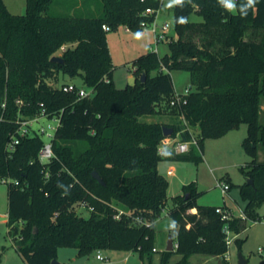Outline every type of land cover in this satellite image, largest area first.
Wrapping results in <instances>:
<instances>
[{
    "label": "trees",
    "instance_id": "trees-1",
    "mask_svg": "<svg viewBox=\"0 0 264 264\" xmlns=\"http://www.w3.org/2000/svg\"><path fill=\"white\" fill-rule=\"evenodd\" d=\"M54 1L27 0L26 12L15 14L0 0V182L9 185L7 223L9 233L19 235L21 257L27 264H55L62 246L82 256L111 248L137 251L154 264L153 222L166 206L170 185L159 162L198 164L206 139L245 123L243 147L251 161L243 172L254 184L239 185L247 218L229 221L241 247L240 233L250 220L262 217L259 207L264 205V160H259L260 145L264 151V0H236L235 12L222 0L175 3L177 37L168 41L169 53L160 58L151 51L135 59L137 82L124 88L113 81L115 65L104 26L142 30L156 19L146 9L162 10L163 1L102 0L103 9L92 16L51 14ZM64 45V62L52 61ZM173 69L191 74V92L182 107L170 104L176 92ZM62 74L82 77L92 89L89 95L64 91ZM164 102L173 109L167 112L170 121L142 118L164 114ZM43 108L49 118H60L55 157L47 163L39 160L44 140L38 133L8 150L18 118L33 117ZM164 126L174 128L172 136L196 138L197 144L181 154L160 152ZM197 186L189 183L185 194L174 196L169 216L176 224L171 232L177 247L164 250L160 264H170L177 254L180 259L172 264H190L195 254L225 256L228 251L219 205L199 204ZM82 202L92 207L87 217L79 213ZM119 208L130 215L117 219Z\"/></svg>",
    "mask_w": 264,
    "mask_h": 264
},
{
    "label": "rangeland",
    "instance_id": "rangeland-1",
    "mask_svg": "<svg viewBox=\"0 0 264 264\" xmlns=\"http://www.w3.org/2000/svg\"><path fill=\"white\" fill-rule=\"evenodd\" d=\"M164 6L157 15L156 23L158 32L165 23H169L167 28V37L159 42L156 48L155 36L152 26L142 30L127 33L124 25L108 31V42L114 70L112 77L118 88H124L127 85H134L137 82L135 74L134 60L142 54L151 51H157L161 57L169 53L168 41L177 37V31L174 22V0H163ZM10 12L15 14L25 13L27 10V0H4ZM227 7L231 12L236 11L234 0H227ZM102 8V0H55L50 7L49 12L57 15H98ZM195 20L201 19L198 15H193ZM162 34V33H161ZM62 55L61 51L56 53ZM157 71H152L155 74ZM176 92L183 93L185 89L191 87V74L185 69H173L170 71ZM62 81H72L79 86H84L82 77H69L61 75ZM20 105L22 100H18ZM173 109L167 107L164 102L162 111L164 114L142 117L148 121H168L167 112ZM21 117V116H20ZM22 117H26L23 115ZM171 120V119H170ZM169 120V121H170ZM50 125H57V121L43 117L39 122L34 123V127H41L52 131ZM248 135V125L242 124L236 129L230 130L227 134L220 137H210L204 144L203 159L198 164L193 160H161L158 164L159 170L169 181L168 199L165 208L154 223V246L157 250L154 254V264H160V257L165 250L168 238L172 230L173 219L169 216V210L174 206V196L185 194V186L196 182L197 202L203 205H222L228 203L234 212L239 215L245 208L246 201L240 193L241 184L248 179L243 169L249 168L251 156L245 151L243 141ZM259 152L264 154L262 145ZM218 180L229 183L232 187L230 195L223 196L221 188L218 186ZM204 185L206 189L199 191V186ZM8 189L9 185L0 182V264H27L16 249L17 240L13 233H9L8 226ZM124 209V208H122ZM126 210V209H124ZM260 213H264V205L259 207ZM79 213L83 216L90 215V209L79 207ZM135 218V217H133ZM136 219V218H135ZM249 229L241 235L244 239L241 247L234 242L230 246V260L225 261L223 256H210L205 254H195L191 257L190 264H238L239 253L248 261V264H264V218L259 221L250 220ZM22 223L19 224L21 228ZM247 236V237H246ZM74 247H59L58 261L61 264H148L144 262L137 251L125 249L103 248L99 252L103 260L97 259L98 251L89 255L82 256ZM180 255H174L170 264L178 261Z\"/></svg>",
    "mask_w": 264,
    "mask_h": 264
},
{
    "label": "built area",
    "instance_id": "built-area-1",
    "mask_svg": "<svg viewBox=\"0 0 264 264\" xmlns=\"http://www.w3.org/2000/svg\"><path fill=\"white\" fill-rule=\"evenodd\" d=\"M163 1V0H161ZM236 2V0H234ZM160 12L159 9H155L153 7H148L145 11L146 14H153L156 13V18L158 13ZM152 30L155 34V42H156V48L159 45V42L163 41L167 37V28L169 27V23H165L162 28L161 32H158V25L156 23V19L153 21L152 24ZM144 29L147 28L149 25H143ZM104 29L109 31L110 26L105 25ZM129 29V28H128ZM162 33V34H161ZM66 48V45L62 46L59 51H64ZM62 89L66 92H76L79 97H85L89 95L91 92V88H88L87 86H79L76 83L72 82H67L62 85ZM191 92V87H188L185 89V92L179 93L175 92L174 98L171 100L170 104L171 106L175 107H182L184 104L187 103V95ZM43 106V103L41 104ZM43 117H48V114L45 110V108L42 109V111L38 114H36L33 117H19L17 120L18 127L15 133L11 135V138L8 143V150L12 152L15 150L16 146L19 145L20 141L22 138L32 135L34 133H38L39 135L42 136L44 143L43 146L41 147L39 151V160L43 163L50 162L54 157H55V152H54V147H53V139L55 137L56 130L60 124V118L58 116H54L50 119H54L57 121V125L53 126L50 125V128H52V131L47 130L44 127H41L39 129H36L33 125L36 122H39ZM192 144H197V139L193 138L192 141H182L179 139V137H174V136H165L159 145V151L163 152L164 150L171 149V151L181 154L188 152L190 150V147ZM218 186L221 188L222 193L224 196H226L230 190V185L226 183L225 181L218 180ZM79 207H85L91 209L92 207L87 203V202H82L80 203ZM217 211L222 214V219L225 220V225L223 228V231L226 234V242H227V247L228 251L225 253L224 258L228 261L230 260V246L234 242L235 239H237V235L230 229L229 221L234 218V217H242V218H247V215L243 209L242 213L237 215L231 208H228L225 206H219L217 208ZM130 213L127 210H124L122 208H119L116 213L115 217L117 219L122 218L123 216H129ZM2 214L0 213V217ZM135 220L143 222V218L141 216H135ZM261 218L254 219V221H259ZM97 258L98 259H104L103 256L100 254L98 251L97 253Z\"/></svg>",
    "mask_w": 264,
    "mask_h": 264
},
{
    "label": "water",
    "instance_id": "water-1",
    "mask_svg": "<svg viewBox=\"0 0 264 264\" xmlns=\"http://www.w3.org/2000/svg\"><path fill=\"white\" fill-rule=\"evenodd\" d=\"M226 3H227V0H222V4H223V5H226ZM51 60H52V61H55V60H56V62H61V63H63L65 59H64L61 55H57V54H55V55H53V56L51 57ZM145 80H147V79H146V74L143 73V75L141 76V81L144 82ZM163 131H164V135H165V136H171V135L174 133V128H173V127L164 126V127H163ZM93 176H94L99 182H101L102 184L104 183L103 180H102V178H101V176H100L96 171L93 172ZM246 182L249 183V184H252V185L254 184L253 179H251V178H248V179L246 180ZM204 189H206V187H205L204 185H200V186H199V191H202V190H204ZM186 196H188V194H187ZM169 236H170V237L168 238L167 245H166V248H165L166 251H172V250H175L176 247H177V243H176V241H175V238H174V234H173V232H171ZM53 263H55V264H61V263L58 261V259H54V260H53ZM238 264H248L247 259L245 258V256L242 255V253H239V261H238Z\"/></svg>",
    "mask_w": 264,
    "mask_h": 264
},
{
    "label": "crops",
    "instance_id": "crops-1",
    "mask_svg": "<svg viewBox=\"0 0 264 264\" xmlns=\"http://www.w3.org/2000/svg\"><path fill=\"white\" fill-rule=\"evenodd\" d=\"M163 4H164V1H163ZM164 6V5H163ZM125 31L127 32V33H129V32H131V30L130 29H128L127 27H125ZM154 36H155V34H154ZM159 46V45H158ZM158 46H157V48H158ZM73 81V80H72ZM72 81H66V82H72ZM74 83V82H73ZM264 108V107H263ZM169 120H170V117H169ZM168 120V121H169ZM165 121V120H164ZM259 160H264V154H261V152L259 153ZM161 172V171H160ZM163 174V173H162ZM164 175V174H163ZM165 176V175H164ZM229 184V183H228ZM231 189V188H230ZM229 192H230V190H229ZM228 192V194L227 195H230V193ZM180 194H182V193H180ZM178 195V194H177ZM224 196V195H223ZM222 205H226V207H228V208H231L232 210H233V212H234V209L228 204V203H226V204H222ZM222 205H219V206H222ZM218 206V205H217ZM197 211V209L196 208H193V209H191V212H196ZM260 215L264 218V213L263 214H261L260 213ZM249 226L250 225H248V228L244 231V232H242V233H240V235H239V237L240 238H242L241 237V235L243 234V233H245V232H247L248 231V229H249ZM247 237V236H246ZM78 251V250H77ZM224 257V256H223ZM98 259V258H97ZM225 259V258H224ZM99 260H103V259H99ZM225 261H227L226 259H225Z\"/></svg>",
    "mask_w": 264,
    "mask_h": 264
},
{
    "label": "clouds",
    "instance_id": "clouds-1",
    "mask_svg": "<svg viewBox=\"0 0 264 264\" xmlns=\"http://www.w3.org/2000/svg\"><path fill=\"white\" fill-rule=\"evenodd\" d=\"M174 2H175V3H181V0H174ZM252 3H254V0H249V4H252ZM181 22H184V21L182 20ZM171 226H172L173 228H175V227H176L175 222H173Z\"/></svg>",
    "mask_w": 264,
    "mask_h": 264
}]
</instances>
